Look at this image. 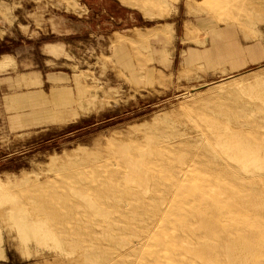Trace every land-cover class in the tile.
Instances as JSON below:
<instances>
[{
    "label": "rangeland",
    "instance_id": "1",
    "mask_svg": "<svg viewBox=\"0 0 264 264\" xmlns=\"http://www.w3.org/2000/svg\"><path fill=\"white\" fill-rule=\"evenodd\" d=\"M218 4L0 0V43L20 61L0 63V264H264V57L165 70L180 35L197 55L259 38L262 0L223 22ZM134 28L127 67L113 39Z\"/></svg>",
    "mask_w": 264,
    "mask_h": 264
},
{
    "label": "crops",
    "instance_id": "2",
    "mask_svg": "<svg viewBox=\"0 0 264 264\" xmlns=\"http://www.w3.org/2000/svg\"><path fill=\"white\" fill-rule=\"evenodd\" d=\"M232 3H228V0H182V3L185 8V13L188 16H195V15H205L208 10L218 4L217 10L220 14L219 19L221 22L226 20L228 18V14L230 12H233L234 14H239L240 16H244V13L247 12V7L245 6L244 2L245 0H231ZM264 3V0H262ZM232 4V5H231ZM254 13V20L255 24H253V28H256L259 32V38L254 40H245L243 43L237 39V35L235 34L234 37L230 38L231 42H217L215 43V49H210V43L209 47L204 45V48L199 49H193L194 52L198 51L200 54L197 55L193 52H188V47L182 46V42L180 41L181 35L178 36L179 38V44L181 46L176 47L174 45L170 46V52L171 54H174L175 52L178 53V56L180 57L177 60H174L171 58L169 63L166 66V71L170 74H178L184 69L186 70L187 67L194 66L196 64H200L202 61L204 64L208 65V69H218V70H224L229 72H234L237 70L242 69L249 61H256L258 59H262L264 57V23L261 25V27L258 28V24L264 21V15L262 14V11L255 9L253 11ZM223 15V16H222ZM227 21V20H226ZM200 26H204L203 22L199 23ZM263 26V27H262ZM169 27L170 25L167 22H162L157 25L148 26L147 29H160L162 31L161 37L158 38V36L151 37L149 40H156L159 41L163 38H166V36L169 34ZM139 28V27H135ZM135 28L132 30V32L126 36L128 39L125 43L121 44L116 42L117 36L113 39V53L118 56V59L128 67L125 57L122 54V48L126 43L131 44V40H137V35H135ZM196 27L191 21H187L184 24V32L182 39L184 41H187L191 38L192 34L195 33ZM213 40V39H211ZM223 48V49H222ZM226 49V51H225ZM183 51H186V56L184 59L181 56V53ZM225 52L228 53V56L230 57V61L225 62V56L223 55ZM216 53L221 54L220 56H217ZM6 59H11L14 61L15 65H20V61L17 60V58L14 55H10L9 53H6L1 46L0 43V63H4ZM164 54L156 52L155 53V60L157 63L164 61ZM8 61V60H7ZM213 65H216L215 67H212ZM17 67V66H16ZM9 67L0 69V89L1 91H9ZM15 69V67H14ZM212 71V70H208ZM131 72L134 73L133 69H131ZM179 78V74L177 76ZM152 80V73L149 71L146 72V81L149 83ZM24 85V84H23ZM26 87V85L24 86ZM66 100H64L65 103ZM39 102L40 105L44 106L45 102L42 98L37 100V103Z\"/></svg>",
    "mask_w": 264,
    "mask_h": 264
}]
</instances>
